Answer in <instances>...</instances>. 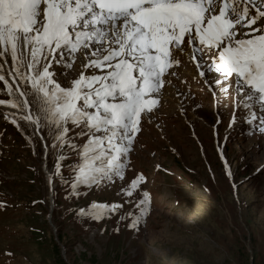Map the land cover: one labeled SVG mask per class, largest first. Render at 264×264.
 <instances>
[{"label":"rangeland","instance_id":"374dc122","mask_svg":"<svg viewBox=\"0 0 264 264\" xmlns=\"http://www.w3.org/2000/svg\"><path fill=\"white\" fill-rule=\"evenodd\" d=\"M23 51L18 45L16 63L23 58L19 71L27 75L31 53ZM5 52L0 71H13L7 79L12 91L0 81V100L11 98L19 107L0 104V264H264V131L259 119L247 122L234 82L214 83L213 71L199 83L193 65L178 70L177 78L187 72V81L168 86L162 98L156 95L162 104L141 114L135 153L131 146L126 156L136 157L137 169L125 170L123 180L73 190L78 149L54 141L55 125L41 120L39 135L25 119L13 92L11 51ZM84 62L83 53L71 68L50 70L67 86ZM35 96H26L34 115ZM256 111L260 116L258 106ZM68 127L74 144L87 140L78 135L80 127ZM138 169L148 176L140 188L151 190L143 215L133 207L138 191L132 197L120 191ZM94 201L122 207L98 219L81 215ZM136 217L139 222L129 227Z\"/></svg>","mask_w":264,"mask_h":264},{"label":"snow or ice","instance_id":"6c2138e0","mask_svg":"<svg viewBox=\"0 0 264 264\" xmlns=\"http://www.w3.org/2000/svg\"><path fill=\"white\" fill-rule=\"evenodd\" d=\"M18 45L31 53L27 75L19 71L23 58L16 63ZM0 49V56L11 51L16 76L30 86L29 93L16 91L24 97L36 93L38 111L25 119L37 127L41 120L55 125L54 141L78 149L73 190L124 179L141 114L158 103L165 75H175L169 69L188 50L200 75L214 71V83L234 82L247 122L259 119L264 131V0H0ZM80 51L81 68L91 72L81 71L62 86L50 69L71 68ZM0 81L10 94L2 74ZM0 104L19 107L11 98ZM24 107H29L26 99ZM69 124L81 128L78 135H87L82 145L67 137ZM144 179L138 173L120 189L127 197L138 191L133 207L142 215L150 205V194L140 188ZM119 207L94 201L79 212L98 219Z\"/></svg>","mask_w":264,"mask_h":264},{"label":"bare ground","instance_id":"6f19581e","mask_svg":"<svg viewBox=\"0 0 264 264\" xmlns=\"http://www.w3.org/2000/svg\"><path fill=\"white\" fill-rule=\"evenodd\" d=\"M251 10H255V9H251ZM20 46H22V45H20ZM23 48V47H22ZM24 51L23 52H25L26 54H27V56L29 55V53H30V50H25V49H23ZM0 51H2V49H0ZM6 52H4L3 53V55L2 56H0V58L1 59H4L5 58V56L7 55L8 57H9V53L8 54H5ZM82 55H83V51H80V52H78V55L76 56L77 58H76V62H74L75 64L78 62V60H79V63H80V60H81V57H82ZM184 55V57L183 56H181L180 57V65L179 66H177L176 68H175V71H174V73H175V75H168V76H165V77H167V79H168V81H172V82H175L176 80H187V77L186 76H188L187 75V72H185L186 73V76H180V77H178L177 78V71L178 70H180V69H182L183 67H185V66H188V65H193L194 66V68H195V71L197 72V74L201 77V79L202 80H205L206 81V78H204L202 75H200L199 74V72L197 71V68H196V64L190 59V55H191V51L190 50H188V54H183ZM186 57V58H185ZM187 63H189V64H187ZM6 64H7V62H6ZM8 65V64H7ZM6 65V66H7ZM79 67V66H78ZM7 68H8V66H7ZM81 71H85V73L86 74H89V72H88V70H84V69H81ZM80 71V72H81ZM80 72H79V74H80ZM192 72V71H191ZM213 72V71H212ZM9 73H12L13 74V71L11 70V72H9ZM205 73H210V72H207V71H205ZM79 74H78V76H79ZM196 74V75H197ZM8 75V77H9V79H11V77H12V75H9V74H7ZM15 76V75H14ZM77 76V77H78ZM189 79V78H188ZM13 81V80H12ZM13 83H14V81H13ZM15 85H16V88H15V90L17 89V88H20L21 89V87H20V85L18 84V81H17V77L15 76V83H14ZM170 87V86H169ZM168 87V85H166V84H163V86H162V88H161V90L159 91V93H157L158 94V98H162V96H163V94H164V92L169 88ZM211 88H212V86H211ZM13 91L14 92V95L15 96H20V98H21V106H22V113H23V115L26 117V116H29V115H33V116H35L34 114H31V111H30V107H28V108H25L24 107V101H25V99L27 100V98L26 97H24V96H21L20 95V92H18V91ZM22 90V89H21ZM23 91V90H22ZM156 94V95H157ZM28 102V101H27ZM29 105V104H28ZM31 123H32V125H33V128H34V130L36 131V133L37 134H39L40 135V132H39V130H38V128L40 127V123H39V127H37V124L36 123H34L33 121H31V120H29ZM42 138V137H41ZM43 140V139H42ZM49 177V175H48V173H47V178ZM48 180V179H47Z\"/></svg>","mask_w":264,"mask_h":264}]
</instances>
